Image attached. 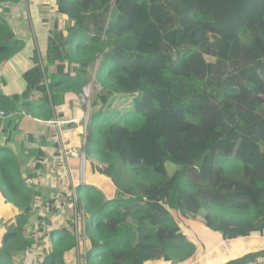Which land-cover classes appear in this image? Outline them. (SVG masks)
I'll return each mask as SVG.
<instances>
[{"label": "trees", "instance_id": "1", "mask_svg": "<svg viewBox=\"0 0 264 264\" xmlns=\"http://www.w3.org/2000/svg\"><path fill=\"white\" fill-rule=\"evenodd\" d=\"M23 1L0 0V64L24 46L8 21ZM51 12L46 53L35 55L21 96L0 94V110L23 101L52 122L95 74L81 148L114 189L75 188L68 205L84 213L85 245L72 215L45 237L52 247L41 264H73L74 255L86 264H175L196 252L182 216L229 240L264 234V0H52ZM25 175L0 157V193L16 214L0 264L36 243L26 228L40 177ZM223 264H264V247Z\"/></svg>", "mask_w": 264, "mask_h": 264}, {"label": "crops", "instance_id": "2", "mask_svg": "<svg viewBox=\"0 0 264 264\" xmlns=\"http://www.w3.org/2000/svg\"><path fill=\"white\" fill-rule=\"evenodd\" d=\"M48 6H52V0H24L22 3L12 6V11L9 14L8 21L17 38L23 41L24 46L19 53L9 57L8 59H5L0 64V94L7 97L16 96L19 94L21 96L26 89L24 75L34 67L35 55L46 53L49 46L48 27L50 25L49 23H46L48 22V15L46 12H48V10L52 11V7L51 9H47ZM42 98V93H33L31 97V103L33 104V107L39 106V102L42 100ZM81 99H75L74 104L68 106L65 98V104L63 103V107L59 109V112L55 113L56 117L52 122H46L34 117L28 111L27 105L24 106L25 102L23 101H19L13 106H7L5 111L0 110L1 158L7 157V159L13 160V162H18L22 173L26 174L25 176H52L51 172H54V176H58L56 178L58 181L67 182V179H70L72 184L71 188L67 189V191H64L65 194L63 195V199L65 200H60L59 205L57 206V209L58 207L59 210L62 209V214L61 216L58 215L61 220L58 221L57 226H53L55 228L64 227L66 224L65 222L71 220L73 216L75 223L77 221L75 211L73 213V210L76 208V206L73 205L72 207V204L69 206L68 203H74L73 198L75 197V188L77 186L83 185V182H79L81 176H78L79 168L82 162L80 163L78 158H73L69 160L68 164L64 165L63 167L60 166V162L63 154V145H67L69 148L75 149L81 148L83 145V142L80 140L81 131H83V129H81V123L84 114L79 113V111L77 112L78 102L81 101ZM73 111H76L77 113L74 114ZM70 116H72L71 120ZM66 122L71 124L68 125ZM53 140L55 141L54 144L49 145V143ZM43 141H45L46 145H42ZM72 155L74 154L72 153ZM39 163L41 169H44L43 166H46L45 169H48V166L55 164L56 170L52 171L53 168H50L51 172L49 171L45 173L43 170L41 173V169L36 171L35 167ZM82 167H85L84 163ZM89 167L90 168L88 170L87 176L84 180L85 184L83 186H94L100 189L106 196L112 194L114 186L111 180L98 172L97 168L93 165H89ZM67 173L69 174L68 176ZM68 196L71 197L70 201L68 200ZM52 197L54 196L51 195V198ZM54 212H57L56 209ZM15 215V211L6 204L5 198L0 193V248L4 242L3 237L6 230L5 224ZM35 217L39 218L40 214L38 213L31 218L28 227L26 228V237L34 239L36 243L33 245L30 251L26 252L25 255L23 254L22 256L16 258L14 261L15 264H41L42 259L40 255L52 247L50 240L45 238L49 233H52V230L49 227L42 228L41 223L35 224L33 222ZM37 218L35 219L36 221ZM249 239L250 247L245 250L246 253L248 251L257 250L261 247H264V234H257L254 236L252 235L248 238V240ZM246 240L240 241H244L242 243L247 245ZM227 241H236V247H240L239 239H227ZM84 245L85 244L83 243V246ZM228 248L229 251H225L223 253L224 250H222L220 255L216 256L215 262L218 264H223L227 261L235 260L242 256L240 255L238 257H233L232 255L239 254V251H235L236 253L233 254L230 251L233 249V247ZM27 257L30 260H27V262L22 261L27 259ZM76 257L79 259L77 255Z\"/></svg>", "mask_w": 264, "mask_h": 264}, {"label": "rangeland", "instance_id": "3", "mask_svg": "<svg viewBox=\"0 0 264 264\" xmlns=\"http://www.w3.org/2000/svg\"><path fill=\"white\" fill-rule=\"evenodd\" d=\"M52 6H48L47 9H51ZM51 12V11H48ZM54 12H51L48 15L49 19H52ZM55 14V13H54ZM49 25V29H51V27L53 26V24L51 22H48ZM99 85L96 82L95 79V74H92L91 77V83L86 86L83 90V95H82V99L81 101L78 102V110L79 113H83V119H82V123L81 126L83 129V131H81V142H83L84 145V141H85V137H86V127H87V121L89 116V110H90V100L93 98V96L99 91ZM76 111H73L74 114L77 113ZM72 119V116H70V120ZM69 120V121H70ZM69 122H66V124ZM74 124V123H73ZM67 126V125H66ZM75 130V129H72ZM62 158H61V167H63L64 165L68 164V161L73 159V158H78L80 160V163L82 162L80 168H79V175L81 176L79 182H83L82 184L84 185L85 182V177L87 176L88 170H89V165H93L95 166V163L98 162V158L96 156L93 157H89L88 160L86 158L85 153L82 151L81 148H69L67 145H63L62 147ZM72 153L74 155H72ZM84 163L85 167H82ZM48 169H45L46 166L41 169V173L42 170L43 172H49L50 168H53L52 171L56 170V165L53 164L51 166H48ZM51 172V171H50ZM67 172V171H65ZM35 174V173H34ZM52 176H39V180L34 179L32 182H34V185H36L38 187V190H40V192H42V199L38 204V208L35 210L36 214H40V217L37 218L35 217L33 219V222L36 223H41V227H49L50 229L53 228L55 229V227L53 226H57L58 221L61 220V218L58 217V215L61 216L62 212L59 207L57 209V206L59 205V201L60 200H65L63 199V195L65 194L64 191H67V189L71 188V182L70 179H67V182H61L58 181L56 178L58 176H54V172H51ZM69 174L67 173V176ZM31 179L28 180V184H32ZM76 186V185H75ZM73 188H74V184H73ZM47 192V193H46ZM46 193V194H44ZM49 193V194H48ZM62 193V194H61ZM51 195L54 196L51 198ZM69 197V196H68ZM67 197V198H68ZM62 198V199H61ZM75 199V197H74ZM73 199V200H74ZM67 205V204H66ZM75 205V204H74ZM76 206V205H75ZM41 208V209H39ZM43 208V209H42ZM56 209V213L54 212ZM59 211V213H58ZM75 211V216H77L76 218V226L74 227L76 229V234L78 236V241L84 243L85 242V238L83 236V226L81 225V222L84 221V213L83 212H79L77 211V209L73 210V213ZM58 213V214H57ZM35 214V215H36ZM204 216L205 212L202 213ZM54 217V218H53ZM67 217V216H66ZM37 218V221L35 220ZM40 218H47L49 220H47V222L50 221V223H43V221H41ZM178 223L180 224L182 230L184 231V233L191 239V241L196 245V252L194 255H192L191 257H189L186 260H182V261H178L175 264H218L216 261V256L220 255V252L223 251V253L225 251H229L228 247H233L231 251V253L235 254V251H239V254L237 255H232L233 257H238L240 255H245L246 252L245 250L250 247V239L248 240V238H240V240H246L247 245H244L242 242L244 241H240V247L237 248L236 247V241H227V238L225 236H223L220 233H216V232H212L209 231L202 222H197L192 220L191 218H187L186 216H182L180 220H178ZM81 234H80V232ZM263 235V234H262ZM254 236V235H253ZM225 237V238H224ZM252 238V237H251ZM238 240V239H236ZM250 252V251H248ZM247 252V253H248ZM80 253V251H78V254ZM241 256V257H242ZM32 258V257H29ZM30 260L28 259H24L22 261H26ZM232 261V260H231ZM73 264H86L85 261H82L80 259H78L75 255V259H73ZM148 264H170V263H165L163 261H151ZM173 264V263H171Z\"/></svg>", "mask_w": 264, "mask_h": 264}, {"label": "water", "instance_id": "4", "mask_svg": "<svg viewBox=\"0 0 264 264\" xmlns=\"http://www.w3.org/2000/svg\"><path fill=\"white\" fill-rule=\"evenodd\" d=\"M0 113H1V112H0ZM54 142H55L54 140H53V141H51V142L49 143V145H53V144H54ZM42 145H46L45 141H43V142H42ZM47 223H50V221H49V222H47Z\"/></svg>", "mask_w": 264, "mask_h": 264}, {"label": "clouds", "instance_id": "5", "mask_svg": "<svg viewBox=\"0 0 264 264\" xmlns=\"http://www.w3.org/2000/svg\"><path fill=\"white\" fill-rule=\"evenodd\" d=\"M83 186V185H82ZM74 195H75V192H74Z\"/></svg>", "mask_w": 264, "mask_h": 264}, {"label": "built area", "instance_id": "6", "mask_svg": "<svg viewBox=\"0 0 264 264\" xmlns=\"http://www.w3.org/2000/svg\"><path fill=\"white\" fill-rule=\"evenodd\" d=\"M84 238H85V236H84Z\"/></svg>", "mask_w": 264, "mask_h": 264}]
</instances>
